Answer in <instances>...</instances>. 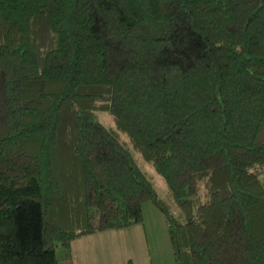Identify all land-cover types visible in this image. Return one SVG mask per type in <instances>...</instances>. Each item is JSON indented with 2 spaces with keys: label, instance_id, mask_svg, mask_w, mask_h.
Instances as JSON below:
<instances>
[{
  "label": "trees",
  "instance_id": "16d2710c",
  "mask_svg": "<svg viewBox=\"0 0 264 264\" xmlns=\"http://www.w3.org/2000/svg\"><path fill=\"white\" fill-rule=\"evenodd\" d=\"M263 170L264 0H0V264L149 200L175 264H264Z\"/></svg>",
  "mask_w": 264,
  "mask_h": 264
},
{
  "label": "crops",
  "instance_id": "0c3cea01",
  "mask_svg": "<svg viewBox=\"0 0 264 264\" xmlns=\"http://www.w3.org/2000/svg\"><path fill=\"white\" fill-rule=\"evenodd\" d=\"M139 224L141 223L107 228L75 238L72 241L74 264H128L129 259H132L134 264H175L171 241L169 255H163L161 252L157 256L154 255L150 238H148L150 245L148 244L145 248L143 231L141 227V233H139ZM144 228H146L145 220ZM145 231L148 235V230L145 229ZM133 232L138 233L141 244L143 240L145 250L141 249L139 252L140 262L132 254L134 244L131 233Z\"/></svg>",
  "mask_w": 264,
  "mask_h": 264
},
{
  "label": "rangeland",
  "instance_id": "374dc122",
  "mask_svg": "<svg viewBox=\"0 0 264 264\" xmlns=\"http://www.w3.org/2000/svg\"><path fill=\"white\" fill-rule=\"evenodd\" d=\"M98 116L105 124L115 125V118L113 114L110 113L109 111L99 110ZM122 136L124 138H127L124 132H122ZM135 156L139 164L144 169H146L149 175L151 176L159 195L165 199H169L168 186L162 174H160L155 169L154 165L150 161L144 158V156L141 154L140 151H135ZM261 176L264 179V170L262 171ZM143 209H144L146 228H144V222L139 224V233H141V227H142L145 248L148 247V244L150 245L148 239L150 238L151 244L153 246L154 255L157 256L160 252L163 255H169L170 238L166 228V220L163 212L159 208H157L155 204L150 200L144 203ZM145 229L148 230V235ZM138 236L139 235L136 232L131 233V240H133V244H134L132 254L135 256L138 262H140L139 252H141V249H144V247H143V240L141 244L140 241L138 240ZM139 246L142 247L138 248Z\"/></svg>",
  "mask_w": 264,
  "mask_h": 264
}]
</instances>
